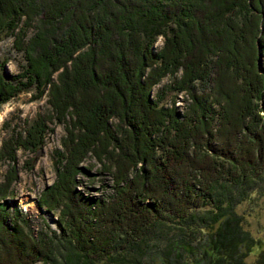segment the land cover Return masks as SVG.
I'll list each match as a JSON object with an SVG mask.
<instances>
[{
  "label": "trees",
  "instance_id": "obj_1",
  "mask_svg": "<svg viewBox=\"0 0 264 264\" xmlns=\"http://www.w3.org/2000/svg\"><path fill=\"white\" fill-rule=\"evenodd\" d=\"M11 33L25 62L0 72V103L47 87L66 136L37 197L56 230L33 235L0 191V264H250L235 206L264 174V0H0ZM166 91L184 92L181 110ZM47 128L38 117L14 145ZM88 153L104 196L77 188Z\"/></svg>",
  "mask_w": 264,
  "mask_h": 264
},
{
  "label": "rangeland",
  "instance_id": "obj_2",
  "mask_svg": "<svg viewBox=\"0 0 264 264\" xmlns=\"http://www.w3.org/2000/svg\"><path fill=\"white\" fill-rule=\"evenodd\" d=\"M20 23V22H19ZM34 28L27 27L24 32L29 35ZM14 34L0 35V72L14 75L24 64V53L13 44ZM162 35L158 34L152 46L157 48L162 42ZM170 74H165L152 86V93L164 83L171 81ZM35 88L30 87L16 92L0 103V191L8 199L9 209L15 203L19 211L26 218L31 233L37 235L39 231L49 228L56 230V211L47 212L39 209L37 197L42 189L50 184L55 177V151L62 149V141L66 136V125L54 117L47 102V87L39 96H35ZM174 96L166 91L162 102L166 104ZM185 94L180 91L174 96V105L182 109ZM261 112H264L263 109ZM38 117L43 118L47 125L40 144L36 146L14 145L15 140L25 135L29 124ZM49 117V118H48ZM13 147L12 159L5 155V146ZM88 170L79 172L77 188L90 196H104L110 189V178L107 174H98V162L90 153L80 162ZM241 215L242 226L247 229L256 243L247 251L246 261L252 264L257 252L264 248V174L259 179L255 190L247 198L235 206ZM160 256H155V264H164ZM33 264H40L34 262ZM196 264V263H194Z\"/></svg>",
  "mask_w": 264,
  "mask_h": 264
},
{
  "label": "water",
  "instance_id": "obj_3",
  "mask_svg": "<svg viewBox=\"0 0 264 264\" xmlns=\"http://www.w3.org/2000/svg\"><path fill=\"white\" fill-rule=\"evenodd\" d=\"M258 46V44H257ZM262 62V54L261 52H258V58H257V65L260 66Z\"/></svg>",
  "mask_w": 264,
  "mask_h": 264
}]
</instances>
